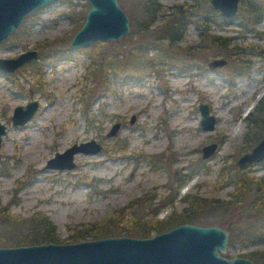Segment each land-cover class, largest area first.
Returning <instances> with one entry per match:
<instances>
[{"label":"rangeland","instance_id":"rangeland-1","mask_svg":"<svg viewBox=\"0 0 264 264\" xmlns=\"http://www.w3.org/2000/svg\"><path fill=\"white\" fill-rule=\"evenodd\" d=\"M117 1L130 26L119 40L72 48L78 30L72 34L69 16L87 0H54L27 15L0 43L1 59L38 52L13 72L0 69V122L6 126L0 208L21 217L47 215L62 244L82 225L110 217L142 194H156L164 202L176 176L183 180L177 196L158 219L180 213L186 195L229 199L232 187L222 184L220 171L250 150H245V117L264 95V0H257L263 8L257 22L243 7L229 21L209 0H159L156 22L140 32L133 23L143 0ZM180 14L186 32L176 45L165 46L157 40L160 29ZM213 36L222 44L213 43ZM214 59L226 64L210 70L207 63ZM30 101L38 103L32 119L13 126L15 107ZM200 102L216 118L211 131L200 126ZM116 123L119 130L109 137ZM90 140L101 151L74 154L73 169L44 168L57 153ZM209 143L217 150L202 159L201 149ZM246 169L264 175V163ZM222 215L201 211L196 225L209 226ZM239 221L241 226L261 223L264 211L254 216L242 211ZM253 250H264V241L234 242L226 251L232 258Z\"/></svg>","mask_w":264,"mask_h":264},{"label":"water","instance_id":"water-1","mask_svg":"<svg viewBox=\"0 0 264 264\" xmlns=\"http://www.w3.org/2000/svg\"><path fill=\"white\" fill-rule=\"evenodd\" d=\"M54 0H0V43L7 40L23 19L32 12ZM242 0H209L220 16L232 21L238 13ZM89 10L81 28L70 41L72 48L94 42L116 41L130 29L129 19L117 0H87ZM38 56L36 50L26 51L15 58L1 59L0 69L13 72L16 68ZM226 64L224 59L207 63L210 70ZM38 108L36 101L16 106L11 117L12 125H24L32 119ZM200 126L211 131L216 118L207 103L200 102ZM134 117L131 120L133 122ZM120 124L112 126L108 136H114ZM6 126L0 122V147ZM216 143L202 147V159L210 158L217 150ZM102 146L90 140L74 143L63 153H57L47 161L44 168L73 169L74 154H97ZM264 161V134L261 139L236 161L239 167ZM229 232L217 225L201 226L184 223L147 238L127 236L106 237L78 243H47L39 245L0 247V264H253V261L236 256L224 257Z\"/></svg>","mask_w":264,"mask_h":264},{"label":"trees","instance_id":"trees-1","mask_svg":"<svg viewBox=\"0 0 264 264\" xmlns=\"http://www.w3.org/2000/svg\"><path fill=\"white\" fill-rule=\"evenodd\" d=\"M247 2L249 3L246 4ZM239 7L247 8L249 16H254L251 17L253 22H257L263 13V8L257 0H242ZM89 8V4L86 2L76 14H73L74 8L72 7V12L69 16L72 21V34L83 25ZM161 9L162 6L159 0H143L141 3V15L137 17L133 26L139 32L149 30L156 22ZM211 10L213 9L211 8ZM184 19V16L181 15L175 16L173 20L168 21L160 29L161 33L157 40L164 43L165 46L176 45V42L182 40L186 32L187 23ZM15 38L19 39L18 37ZM211 39L217 45L222 44L221 38L217 36H213ZM156 49H159V47ZM162 52L165 53L166 50ZM235 61L242 62L236 58ZM150 64L149 66L153 68L154 63L150 62ZM245 122L247 126L245 150H249L261 139L264 132V95L253 111L245 117ZM247 167L234 165L221 169L219 175L222 184L232 187L227 200H208L195 194L193 196L186 195L181 200L187 203V207L180 213L173 211L171 214L158 219L157 215L160 210L167 204L173 205V201L177 196V189L183 180L176 176V186L169 191V197H167L169 202L166 203L167 199L162 202L163 199L159 200L156 194H142L124 207L115 210L110 217L102 221L82 225L67 237L66 242L78 243L119 236L147 238L152 234L167 231L184 223L199 224L198 219L201 218V211H207L211 215L217 212L223 214L216 223H206V225H218L227 229L229 232L228 246L240 241L263 242L264 221L261 223L254 222L245 226L239 224L242 211L248 214L253 213V216L259 210L264 211V175L252 174L246 169ZM171 191L173 192L171 193ZM155 200L158 201L155 202ZM62 242L64 241L56 233L55 225L47 215L36 212L28 217H21L10 213L6 208H0V247L47 243L60 244ZM227 253L226 251L223 256L230 258ZM241 257L252 260L254 264H264V250H253L241 254Z\"/></svg>","mask_w":264,"mask_h":264},{"label":"bare ground","instance_id":"bare-ground-1","mask_svg":"<svg viewBox=\"0 0 264 264\" xmlns=\"http://www.w3.org/2000/svg\"><path fill=\"white\" fill-rule=\"evenodd\" d=\"M52 112V111H51ZM50 113V112H49ZM24 148H26V149H31V145H29V146H26V147H24ZM25 151V150H24ZM27 151V150H26Z\"/></svg>","mask_w":264,"mask_h":264},{"label":"flooded vegetation","instance_id":"flooded-vegetation-1","mask_svg":"<svg viewBox=\"0 0 264 264\" xmlns=\"http://www.w3.org/2000/svg\"><path fill=\"white\" fill-rule=\"evenodd\" d=\"M262 163V162H261Z\"/></svg>","mask_w":264,"mask_h":264}]
</instances>
